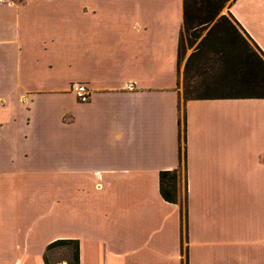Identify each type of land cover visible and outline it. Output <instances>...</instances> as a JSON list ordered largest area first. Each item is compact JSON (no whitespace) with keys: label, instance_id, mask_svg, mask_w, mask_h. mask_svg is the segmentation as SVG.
I'll list each match as a JSON object with an SVG mask.
<instances>
[{"label":"crops","instance_id":"0c3cea01","mask_svg":"<svg viewBox=\"0 0 264 264\" xmlns=\"http://www.w3.org/2000/svg\"><path fill=\"white\" fill-rule=\"evenodd\" d=\"M227 12L264 54V0ZM182 23V0L0 1V264L59 239L79 264H264V99H182Z\"/></svg>","mask_w":264,"mask_h":264},{"label":"trees","instance_id":"16d2710c","mask_svg":"<svg viewBox=\"0 0 264 264\" xmlns=\"http://www.w3.org/2000/svg\"><path fill=\"white\" fill-rule=\"evenodd\" d=\"M234 0H182L183 23L178 40V64L184 48V35L195 51L184 67V100L206 99H264V54L240 28L234 18L222 10ZM228 5V6H229ZM202 48H220L207 70L196 67L194 62L201 56ZM217 70H213V65ZM183 131L185 132L184 123ZM179 171L159 173V191L162 199L170 204L180 203L178 194ZM183 210V206H182ZM183 212V211H182ZM64 249L66 264H79V243L76 240L59 239L49 243L43 254V263H50V255Z\"/></svg>","mask_w":264,"mask_h":264},{"label":"rangeland","instance_id":"374dc122","mask_svg":"<svg viewBox=\"0 0 264 264\" xmlns=\"http://www.w3.org/2000/svg\"><path fill=\"white\" fill-rule=\"evenodd\" d=\"M0 1H22V0H0ZM229 5V3H228ZM228 5H226L224 7V9L222 10L223 14H227V8ZM205 34V32L202 33L201 37L198 38L197 40H195L193 42L192 45H189V40L188 38H186V36L184 35V48H182V57L180 58V82L178 85V89L180 92V96L183 99L184 98V67H185V63L187 61V59L189 58V56L195 51V46L198 44V42L201 40V38L203 37V35ZM220 52V48H202L201 49V56L199 57V59H197L192 67L191 70V75H194L196 73V67L198 66L200 70H207L211 64H212V60L213 58L217 57L218 54ZM213 70H217V65H213ZM181 172L183 173V169L181 170ZM181 173V180L183 179ZM50 257V263L51 264H66V262L64 261L67 258V253L66 250L64 249H57L55 251H53L51 253Z\"/></svg>","mask_w":264,"mask_h":264},{"label":"built area","instance_id":"2783aa9c","mask_svg":"<svg viewBox=\"0 0 264 264\" xmlns=\"http://www.w3.org/2000/svg\"><path fill=\"white\" fill-rule=\"evenodd\" d=\"M70 92L74 95L75 99L79 103L84 104L90 100L91 92L85 84H72L70 87Z\"/></svg>","mask_w":264,"mask_h":264}]
</instances>
